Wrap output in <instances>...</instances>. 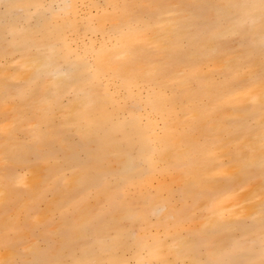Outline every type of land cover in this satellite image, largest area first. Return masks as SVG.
I'll use <instances>...</instances> for the list:
<instances>
[{"label": "bare ground", "instance_id": "obj_1", "mask_svg": "<svg viewBox=\"0 0 264 264\" xmlns=\"http://www.w3.org/2000/svg\"><path fill=\"white\" fill-rule=\"evenodd\" d=\"M262 40L261 0H0V264H264Z\"/></svg>", "mask_w": 264, "mask_h": 264}, {"label": "snow or ice", "instance_id": "obj_2", "mask_svg": "<svg viewBox=\"0 0 264 264\" xmlns=\"http://www.w3.org/2000/svg\"><path fill=\"white\" fill-rule=\"evenodd\" d=\"M262 3H264V0H261ZM261 48L264 49V40L261 41ZM261 83L264 84V75H262L261 77ZM38 138V136H37ZM212 151L211 149L208 150V152L206 153L207 156H211ZM194 163V157H190L188 160V167H192ZM260 222L261 225L264 226V206H262L261 208V212H260ZM208 246L211 247V241L209 240L208 242ZM74 264H80L79 261L74 262ZM207 264H228V262H219V261H208Z\"/></svg>", "mask_w": 264, "mask_h": 264}]
</instances>
